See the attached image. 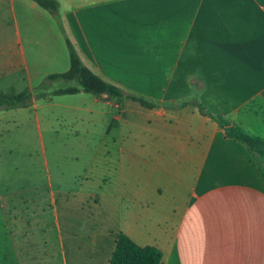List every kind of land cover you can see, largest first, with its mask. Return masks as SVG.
<instances>
[{
	"label": "crops",
	"instance_id": "crops-1",
	"mask_svg": "<svg viewBox=\"0 0 264 264\" xmlns=\"http://www.w3.org/2000/svg\"><path fill=\"white\" fill-rule=\"evenodd\" d=\"M57 1L64 33L34 1L0 0V93L66 71V35L91 71L157 106L80 91L2 110L41 108L52 132L56 107L94 121L97 216L60 211L52 263L108 264L121 232L159 264H264V155L191 103L264 142V0Z\"/></svg>",
	"mask_w": 264,
	"mask_h": 264
},
{
	"label": "rangeland",
	"instance_id": "rangeland-1",
	"mask_svg": "<svg viewBox=\"0 0 264 264\" xmlns=\"http://www.w3.org/2000/svg\"><path fill=\"white\" fill-rule=\"evenodd\" d=\"M64 85L78 83L57 80L33 94ZM57 109L48 115L56 132L45 125L41 108L34 112L30 107L16 118L2 111L9 109H0V264H53L60 211L76 210L80 223L97 216L92 213V197L100 185L94 121L69 118L73 122L67 124Z\"/></svg>",
	"mask_w": 264,
	"mask_h": 264
},
{
	"label": "trees",
	"instance_id": "trees-1",
	"mask_svg": "<svg viewBox=\"0 0 264 264\" xmlns=\"http://www.w3.org/2000/svg\"><path fill=\"white\" fill-rule=\"evenodd\" d=\"M39 7L47 10L56 20L60 29V18L58 16V1L57 0H32ZM65 41L69 54V68L64 72L50 73L46 75L37 85V89L50 85L55 80H75L78 86H67L56 88L51 91H40L32 94L29 88H24L17 93L3 94L0 93V109H12L18 107H26L32 101V98H51L54 95L74 94L77 92H86L94 96L100 94H107L117 100L129 99L139 103L144 107H155L156 103L149 102L141 96L132 93H126L117 85L106 81L93 71H91L81 61L74 45L65 35ZM199 110L202 115L209 116L213 121L217 122L222 128L225 129L226 135L243 142L248 149L260 156L264 155V142L258 138L248 136L241 132L239 129L228 125V122L218 115H213L206 111L204 106L197 100L191 101ZM161 259V252L154 246H140L132 241L124 233H119L115 240V247L111 253L108 264H159Z\"/></svg>",
	"mask_w": 264,
	"mask_h": 264
}]
</instances>
